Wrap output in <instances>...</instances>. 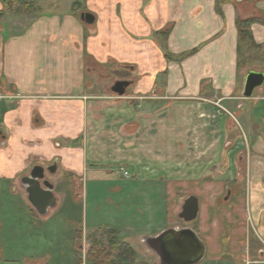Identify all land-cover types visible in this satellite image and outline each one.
Wrapping results in <instances>:
<instances>
[{
    "label": "crops",
    "instance_id": "crops-1",
    "mask_svg": "<svg viewBox=\"0 0 264 264\" xmlns=\"http://www.w3.org/2000/svg\"><path fill=\"white\" fill-rule=\"evenodd\" d=\"M46 1L38 2L35 14L0 18V181L20 187L27 199L21 177L34 164L56 162L48 176L56 203L43 215L34 210L33 219L47 221L68 187L77 197L84 178L109 171L86 165L97 164L92 161L105 150L88 139L83 145L84 138H102L100 126H119L126 136L118 138H239L248 150L245 173L240 171L241 223L259 245L261 259L254 264H264V82L243 95L247 71L264 73V0ZM82 12L93 14V22H84ZM238 18L255 20L256 47L243 53ZM243 54H255L252 62L260 65L242 74ZM106 64L129 69L121 79L130 83L125 94L115 93L117 100L89 82ZM158 170H148V181L162 180L169 196L177 182ZM120 239L137 255L128 237ZM74 241L67 254L71 264L81 248L77 234ZM149 254L156 255L147 248L143 256ZM50 259L46 251L30 264ZM58 261L52 264H65Z\"/></svg>",
    "mask_w": 264,
    "mask_h": 264
},
{
    "label": "rangeland",
    "instance_id": "rangeland-1",
    "mask_svg": "<svg viewBox=\"0 0 264 264\" xmlns=\"http://www.w3.org/2000/svg\"><path fill=\"white\" fill-rule=\"evenodd\" d=\"M56 3L65 5V0ZM243 52L244 48L240 53ZM254 55L243 54L239 62L242 74L246 67L254 69L260 65L252 62ZM100 72L98 78L89 79L93 88L98 83L105 95L119 99L108 87L115 80L129 76V69L106 64ZM241 86L242 76L238 82V87ZM99 130L104 131L102 138H84L83 145L86 146L88 139L90 145L105 150L92 161L97 164L86 165L109 171L102 178H84L82 192L77 197L76 189L68 187L59 205L49 212L47 221L33 219L35 211L20 187L13 189L8 181H0V264H30L46 251L51 253V264L56 260L71 264L67 254L76 234L81 245L78 255L82 264H86L89 234L107 227L117 229L120 238H129L138 250L136 261L151 258L149 264H158L156 255L143 256L147 247L142 238L170 224L189 226L203 240L205 256L196 264H254L261 259L257 254L259 245L253 235L245 233L241 223V219H246L239 195L240 171L244 172L246 165L242 158L248 151L245 142L240 143L239 138H118L126 136V132L119 126L112 128L110 123ZM121 168L128 175H123ZM158 169L177 182L169 196L165 195L162 180L148 181L151 178L148 170ZM190 194L199 199V213L195 220L185 222L178 213ZM82 231L88 232L84 240ZM63 250L65 253L60 257Z\"/></svg>",
    "mask_w": 264,
    "mask_h": 264
},
{
    "label": "water",
    "instance_id": "water-1",
    "mask_svg": "<svg viewBox=\"0 0 264 264\" xmlns=\"http://www.w3.org/2000/svg\"><path fill=\"white\" fill-rule=\"evenodd\" d=\"M80 18L86 23H91L94 16L90 12H82ZM263 82V72L247 71L243 95L251 96L254 88ZM129 83L125 79L116 80L110 90L118 95H123ZM56 167V162L46 168L43 165L34 164L28 174L21 177L20 181L27 194L28 202L40 215L46 214L48 209L56 203V196L53 192L54 185L47 178V174L49 176L55 173ZM229 192L228 188L227 194ZM198 213L199 199L195 194H190L184 199L178 216L185 222H190L197 218ZM143 241L146 247L158 257V264H196L205 256L206 247L203 240L189 226L168 227L157 235L144 237Z\"/></svg>",
    "mask_w": 264,
    "mask_h": 264
},
{
    "label": "trees",
    "instance_id": "trees-1",
    "mask_svg": "<svg viewBox=\"0 0 264 264\" xmlns=\"http://www.w3.org/2000/svg\"><path fill=\"white\" fill-rule=\"evenodd\" d=\"M0 18L5 14H35L40 0H0ZM254 19H237L238 51L245 47H256L251 33ZM80 237V236H79ZM88 240L90 246L86 253V264H149L136 261L135 250L123 242L114 228H99L92 231ZM75 264H82L81 255L76 256Z\"/></svg>",
    "mask_w": 264,
    "mask_h": 264
},
{
    "label": "built area",
    "instance_id": "built-area-1",
    "mask_svg": "<svg viewBox=\"0 0 264 264\" xmlns=\"http://www.w3.org/2000/svg\"><path fill=\"white\" fill-rule=\"evenodd\" d=\"M121 169H122V173H123V175H128L127 170H125L124 168H121Z\"/></svg>",
    "mask_w": 264,
    "mask_h": 264
},
{
    "label": "flooded vegetation",
    "instance_id": "flooded-vegetation-1",
    "mask_svg": "<svg viewBox=\"0 0 264 264\" xmlns=\"http://www.w3.org/2000/svg\"><path fill=\"white\" fill-rule=\"evenodd\" d=\"M52 164H53V162H51V163L47 164V165H46V166H44V167H45V168H46V167H49V166H51ZM47 178H49V177H48V174H47Z\"/></svg>",
    "mask_w": 264,
    "mask_h": 264
}]
</instances>
